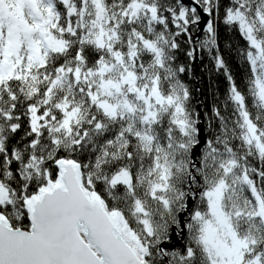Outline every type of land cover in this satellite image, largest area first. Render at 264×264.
I'll use <instances>...</instances> for the list:
<instances>
[{
    "label": "snow or ice",
    "instance_id": "obj_1",
    "mask_svg": "<svg viewBox=\"0 0 264 264\" xmlns=\"http://www.w3.org/2000/svg\"><path fill=\"white\" fill-rule=\"evenodd\" d=\"M190 4L0 0V264H264V0ZM199 12L236 119L214 109L197 156L175 61ZM218 23L245 41L254 114Z\"/></svg>",
    "mask_w": 264,
    "mask_h": 264
},
{
    "label": "trees",
    "instance_id": "obj_2",
    "mask_svg": "<svg viewBox=\"0 0 264 264\" xmlns=\"http://www.w3.org/2000/svg\"><path fill=\"white\" fill-rule=\"evenodd\" d=\"M223 2L226 3L227 0H223ZM217 31L220 55L225 61L228 73L231 74L238 90L245 95L249 111L254 114L256 109L248 92L249 66L239 55V50L245 46V41L242 40L237 32L230 31L223 23L217 24ZM196 33V26H194L192 39ZM204 36L205 32H203L199 40L204 39ZM178 39L181 47L176 53L175 63L186 68V71L181 73L179 78L189 90L190 99L188 105L193 111L194 117L198 118L199 121L197 108L200 107L204 132L206 139H208L210 132L218 131L219 129L220 120L214 117V109L218 110L229 122H233L236 119L234 105L229 101L230 84L224 71L216 69L212 56L206 50L201 51L196 43L197 68L196 77H194L195 69H192L194 58L187 56V51L193 48V44L187 43V36ZM229 126L231 127V123ZM192 207H195L194 203ZM186 242L187 233H185L182 247L174 249L182 250Z\"/></svg>",
    "mask_w": 264,
    "mask_h": 264
},
{
    "label": "water",
    "instance_id": "obj_3",
    "mask_svg": "<svg viewBox=\"0 0 264 264\" xmlns=\"http://www.w3.org/2000/svg\"><path fill=\"white\" fill-rule=\"evenodd\" d=\"M183 2H184V4L186 6H191L190 0H183ZM199 14L202 16V19H201L200 24L196 26L197 33L194 36V38L192 39L193 40V45H194L193 47H195V48H196L195 42L200 39L202 33L204 32L203 28L205 27L206 21L208 19L206 16L203 15L202 12H199ZM196 68H197V55H196V52H195V57H194V60H193V63H192V69H195L194 70V77H196ZM197 111L199 113V118H200V121H199L197 126H198V128L200 130V139H201V144L198 145L196 150H195V153L198 156L199 153L203 149L204 142L207 139H206V135H205V132H204V125H203V119H202L201 112H200V107L197 108ZM182 216H183L184 219H187V213L182 214ZM185 233H186V231H185ZM184 237H185V234H184L183 237H181L178 233H173V242L168 244L166 247L169 250H172V249L177 248V247H182L183 241H184Z\"/></svg>",
    "mask_w": 264,
    "mask_h": 264
},
{
    "label": "rangeland",
    "instance_id": "obj_4",
    "mask_svg": "<svg viewBox=\"0 0 264 264\" xmlns=\"http://www.w3.org/2000/svg\"><path fill=\"white\" fill-rule=\"evenodd\" d=\"M196 30H197V28H196ZM203 34V33H202ZM202 36V35H201ZM194 46V45H193Z\"/></svg>",
    "mask_w": 264,
    "mask_h": 264
}]
</instances>
